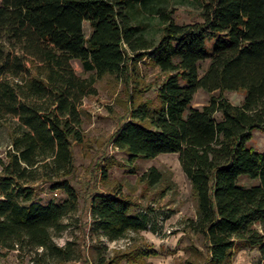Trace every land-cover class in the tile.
Listing matches in <instances>:
<instances>
[{"label":"trees","instance_id":"trees-1","mask_svg":"<svg viewBox=\"0 0 264 264\" xmlns=\"http://www.w3.org/2000/svg\"><path fill=\"white\" fill-rule=\"evenodd\" d=\"M174 1L187 0H0V143L5 128L9 140L0 156V249L35 264L79 260L71 241L60 246L54 236L78 210L72 144L85 138L83 99L97 93L96 78L123 79L142 61L162 74L155 97L137 99L140 86L131 91L111 143L129 161L178 153L197 201L185 228L203 236L206 262L227 264L242 243L257 247L256 264H264V148L249 144L254 130L264 131V0H195L197 19L182 23ZM73 59L94 76L78 74ZM200 88L218 94L193 107ZM225 90L243 91L242 102H230ZM140 177L155 185L162 173L151 166ZM38 182L63 199L33 201ZM136 206L118 186L90 192L88 234L116 241L156 231ZM155 254L146 244L119 257L149 264Z\"/></svg>","mask_w":264,"mask_h":264},{"label":"rangeland","instance_id":"rangeland-1","mask_svg":"<svg viewBox=\"0 0 264 264\" xmlns=\"http://www.w3.org/2000/svg\"><path fill=\"white\" fill-rule=\"evenodd\" d=\"M173 7L177 22L197 19L199 8L195 0L185 3L174 1ZM84 30L89 34L88 22L84 23ZM72 65L81 76H94V72L85 70L78 59H73ZM207 65L208 60L203 61L202 69ZM136 69L138 75L135 74ZM161 78L158 68L141 61L135 66V72L123 79L112 74L96 78L97 93L83 99L81 109L85 138L82 143L72 144L75 168L71 182L79 190L78 210L63 219L68 227L54 236L55 243L60 246L71 241L76 250L75 255H78L77 264H97L96 259L99 257H103L105 262L118 259L113 264H132L120 258V254L146 244L157 249V254L147 257L149 264H210L205 260L207 249L203 236L185 228L186 220L196 216L197 201L180 166L178 153H162L153 158L129 161L124 151L110 141L111 135L128 114V96L131 91L140 86L142 92L138 90L140 95L137 99L154 98L155 87ZM217 94L218 90L208 92L200 88L195 92L191 105L201 108L208 103L211 95ZM223 95L230 102L239 104L244 92L225 90ZM7 133L5 128L0 143L1 157H4L8 148ZM249 144L257 150L263 149L264 131L254 130ZM108 160L111 161L110 165ZM151 166L162 173L161 181L155 185H149L140 177ZM104 167H107V175L103 173ZM241 182L251 184L254 181L242 177ZM117 186L137 203L135 210L148 211L156 231H128L124 238L116 241L88 234L90 192L111 190ZM34 187L33 201L46 203L51 199L60 201L64 197V193L51 188L49 182H38ZM259 259L257 247L237 243L227 264H256ZM0 264H35V261L28 254L19 255L17 250L0 249Z\"/></svg>","mask_w":264,"mask_h":264}]
</instances>
